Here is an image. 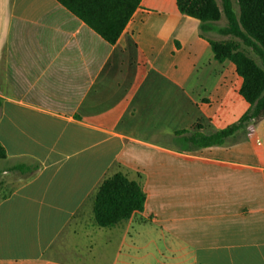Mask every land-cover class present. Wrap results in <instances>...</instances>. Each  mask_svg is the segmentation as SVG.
I'll return each mask as SVG.
<instances>
[{
  "label": "crops",
  "instance_id": "crops-1",
  "mask_svg": "<svg viewBox=\"0 0 264 264\" xmlns=\"http://www.w3.org/2000/svg\"><path fill=\"white\" fill-rule=\"evenodd\" d=\"M200 26L142 0L109 44L57 0H0V264H264V119L208 148L175 135L249 109ZM116 173L144 209L101 227Z\"/></svg>",
  "mask_w": 264,
  "mask_h": 264
},
{
  "label": "trees",
  "instance_id": "trees-1",
  "mask_svg": "<svg viewBox=\"0 0 264 264\" xmlns=\"http://www.w3.org/2000/svg\"><path fill=\"white\" fill-rule=\"evenodd\" d=\"M74 15L84 21L109 44H115L125 26L142 0H57ZM179 11L201 22V36L207 38L215 59L231 61L243 79L241 96L249 103V109L233 124L213 134L188 131L176 132L183 136L192 148H208L222 145L249 124L264 119V0H237L239 11L232 7L231 0H222V10L216 0H176ZM224 27L215 28L222 19ZM229 37L227 40L211 39L210 32ZM251 49L252 54L241 49ZM187 135V136H186ZM6 154L0 145V158ZM145 194L141 186L116 173L101 185L94 205L95 220L101 227H108L142 212Z\"/></svg>",
  "mask_w": 264,
  "mask_h": 264
},
{
  "label": "rangeland",
  "instance_id": "rangeland-1",
  "mask_svg": "<svg viewBox=\"0 0 264 264\" xmlns=\"http://www.w3.org/2000/svg\"><path fill=\"white\" fill-rule=\"evenodd\" d=\"M223 25H226L225 18H224L223 21L220 22V24H219V26H223ZM215 38L223 39L224 37L217 35ZM228 38H229V37H228ZM241 49L244 50V51H248V52H249L251 55H253V57H254V58L260 63V60H259L257 57H255L254 54H252L251 49L245 47L244 45H242Z\"/></svg>",
  "mask_w": 264,
  "mask_h": 264
}]
</instances>
